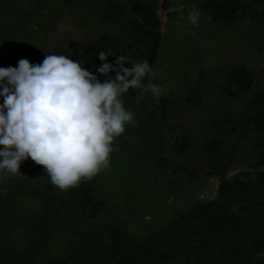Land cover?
Listing matches in <instances>:
<instances>
[{"label":"rangeland","instance_id":"obj_1","mask_svg":"<svg viewBox=\"0 0 264 264\" xmlns=\"http://www.w3.org/2000/svg\"><path fill=\"white\" fill-rule=\"evenodd\" d=\"M142 3L0 0V67H16L20 59L39 64L56 54L95 73L100 51L116 53L109 63L119 55L146 60L136 53L133 31ZM155 6L151 82L164 93L138 98L140 90L130 89L123 96L134 120L114 139L110 168L75 186L91 217L80 213L74 193L52 185L43 167L26 159L16 175L0 179V264H83L76 235L92 226L111 262L126 239L147 242L167 222L217 200L236 223L259 230L258 243L167 251L156 264H264V199L217 198L223 183L264 188V0H226L218 14L198 0ZM192 9L200 12L195 26Z\"/></svg>","mask_w":264,"mask_h":264},{"label":"clouds","instance_id":"obj_2","mask_svg":"<svg viewBox=\"0 0 264 264\" xmlns=\"http://www.w3.org/2000/svg\"><path fill=\"white\" fill-rule=\"evenodd\" d=\"M197 25L200 12L192 9ZM100 51L95 73L64 55L47 54L42 63L20 59L16 67H0V179L14 176L31 158L61 190L78 186L110 168L114 139L133 122L123 96L139 89L155 98L164 89L152 83L156 73L147 60ZM131 63V66H125ZM115 72L112 77L109 73ZM148 83H143L145 78Z\"/></svg>","mask_w":264,"mask_h":264},{"label":"trees","instance_id":"obj_3","mask_svg":"<svg viewBox=\"0 0 264 264\" xmlns=\"http://www.w3.org/2000/svg\"><path fill=\"white\" fill-rule=\"evenodd\" d=\"M142 1L141 12L139 14L141 22L135 24L133 28L135 37L138 43L140 42L136 46V53L140 56L139 59H146L149 65L152 66L157 58L156 30L159 26V19L155 6L156 0ZM198 1L203 2L205 9L214 10L218 14L219 8L223 6L226 0ZM248 1L250 3L253 0ZM252 5L254 4L252 3ZM148 51H150L147 53L148 55L144 56ZM100 65L101 63L99 62L98 67ZM95 74L101 82L105 79L99 73ZM109 75L114 77L115 72H111ZM261 114L264 116V113ZM69 190L75 194L77 208L80 213L84 217L90 218V207L81 194L82 188L80 186L71 187ZM253 197L260 200L264 199V188H262L261 184L256 186H239L237 184L223 183L217 196L220 200L229 199L241 203ZM242 223H236L230 215L229 210L219 200L213 203L199 204L187 215L167 222L155 235L150 236L147 242L142 240L136 241L133 238L126 239L123 253L118 257L113 256L111 262L107 258V253L105 258L100 253L102 250L99 247L100 240L96 238L98 228L94 226L87 228L85 233L76 235V240L79 243L78 250L80 256L86 257V260L82 261L83 264H156L154 261L155 257L164 256L167 254V251H172L176 254H187V252L194 254L198 251L197 245L200 248L208 249L206 245L211 242H216L214 246L218 250L223 244L237 248L255 246L260 240L259 230H252L245 222ZM0 227H4V223L1 221ZM169 238H172L173 241L168 242ZM188 244L192 245L191 249ZM65 245L71 248L69 243ZM115 258L118 259L116 260Z\"/></svg>","mask_w":264,"mask_h":264}]
</instances>
